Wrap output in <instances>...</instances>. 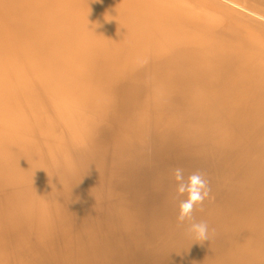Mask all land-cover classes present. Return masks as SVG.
Wrapping results in <instances>:
<instances>
[{
  "label": "bare ground",
  "instance_id": "6f19581e",
  "mask_svg": "<svg viewBox=\"0 0 264 264\" xmlns=\"http://www.w3.org/2000/svg\"><path fill=\"white\" fill-rule=\"evenodd\" d=\"M0 264H264V0H0Z\"/></svg>",
  "mask_w": 264,
  "mask_h": 264
},
{
  "label": "clouds",
  "instance_id": "9594fccd",
  "mask_svg": "<svg viewBox=\"0 0 264 264\" xmlns=\"http://www.w3.org/2000/svg\"><path fill=\"white\" fill-rule=\"evenodd\" d=\"M171 175L175 186L174 198L177 200V223L186 225L187 232L192 234L197 242L208 241L209 226L207 222L197 221L194 216L195 209L203 205L211 191L205 173L200 170L186 173L184 168L176 167L172 170Z\"/></svg>",
  "mask_w": 264,
  "mask_h": 264
},
{
  "label": "rangeland",
  "instance_id": "374dc122",
  "mask_svg": "<svg viewBox=\"0 0 264 264\" xmlns=\"http://www.w3.org/2000/svg\"><path fill=\"white\" fill-rule=\"evenodd\" d=\"M146 152H147L146 149H145V150H141V151L137 152V155H138V157H139V156H142V155H143L144 153H146ZM115 168H117V167H115ZM115 168H114L113 170H116ZM112 172H113V171H112ZM113 174H114L113 179H114V181H115V180L117 179L118 176H115L116 173H113ZM118 178H119V177H118ZM93 246H94V248H95V246L97 247V245H93Z\"/></svg>",
  "mask_w": 264,
  "mask_h": 264
}]
</instances>
